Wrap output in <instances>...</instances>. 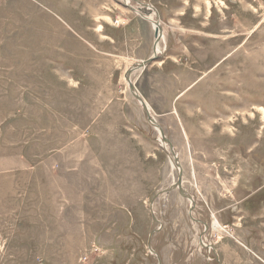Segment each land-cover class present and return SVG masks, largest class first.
Here are the masks:
<instances>
[{
  "label": "rangeland",
  "instance_id": "obj_1",
  "mask_svg": "<svg viewBox=\"0 0 264 264\" xmlns=\"http://www.w3.org/2000/svg\"><path fill=\"white\" fill-rule=\"evenodd\" d=\"M263 110L264 0H0V264H264Z\"/></svg>",
  "mask_w": 264,
  "mask_h": 264
},
{
  "label": "bare ground",
  "instance_id": "obj_2",
  "mask_svg": "<svg viewBox=\"0 0 264 264\" xmlns=\"http://www.w3.org/2000/svg\"><path fill=\"white\" fill-rule=\"evenodd\" d=\"M124 1H126V2H128L129 0H124ZM147 9V13L148 14H150V15H148L149 17H148V19L149 20H151L152 22H154V18H153V16L155 15L154 14V10L153 9H149L148 7H146ZM143 12V11H142ZM141 12V13H142ZM143 15V14H142ZM154 19V20H153ZM147 20V19H146ZM157 20H158V18H157ZM158 23H159V20H158ZM161 25V24H160ZM159 25V28H158V33H157V31H156V33L158 34L157 36H158V41H157V43L155 44V53L156 54H159L160 52H159V50H160V47H159V41L160 40H162L163 38H164V31H163V29H162V27ZM154 27V26H153ZM161 28V29H160ZM154 30H155V27H154ZM138 63H139V61H138ZM143 67V66H142ZM141 67V68H142ZM131 81V80H130ZM132 83V82H131ZM223 83V86H228L229 88H236V89H241V88H246L245 86H243L242 84L240 85V86H238L237 85V83H233V82H229V81H223L222 82ZM133 84V83H132ZM217 86H213V88L212 89H207L209 92H211L212 90H216V91H219L221 88H218V90H217V88H216ZM254 87H256L255 86V84H254V82H250L249 83V88L251 89V91H255V88ZM225 88H227V87H225ZM239 91V90H238ZM136 92H137V90H136ZM138 93V92H137ZM212 93H213V91H212ZM140 96V95H139ZM214 95H212V99H208V100H205L206 102H204L203 101V104H202V110L200 111V112H192V114H193V119H194V121H195V123H197L196 124V126H195V128H196V130L195 129H193L194 130V133H196L197 135H199V141L201 142V145H203V147L204 148H206V149H209L208 147H212V146H215V143H216V137H217V130H220V127L222 126V124H220V123H218V124H216V125H213L212 127H211V129H210V131H207V125H204V124H206V122L204 123V124H202V123H200L199 121L202 119V118H205V116L206 115H208V116H210L211 117V119H212V117L214 116V115H221V114H223L224 112L226 113L227 111H226V108L228 109V107H227V105H225L224 106V104H225V102L224 101H228V100H230V98L229 97H226V96H223V97H220L219 96V98L220 99H222V101L224 102V104L223 105H221V106H213L212 105V102L214 101V97H213ZM140 98L142 99V97L140 96ZM218 98V99H219ZM250 98V99H249ZM249 98H246L245 97V99H243V100H238V102H237V104H243V103H245V104H250V101H255L256 102V98L254 99V98H252V97H249ZM143 100V99H142ZM144 101V100H143ZM145 102V101H144ZM195 102L196 103H198V104H200V102H199V100L197 101V100H195ZM145 104H146V102H145ZM251 105V104H250ZM147 106V105H146ZM149 109V108H148ZM217 110V112L215 113L214 111H216ZM263 113H264V110H263ZM191 119V118H190ZM206 120L207 119H209V118H205ZM207 122H208V120H207ZM261 139V138H260ZM259 139V140H260ZM192 142V141H191ZM163 143V142H162ZM164 145H165V148L166 147H168V144L167 143H163ZM193 146V145H192ZM173 151V150H172ZM173 155H175V153H174V151H173ZM172 155V156H173ZM174 157V156H173ZM176 158H177V155H176ZM205 158H210V156L208 155V154H206V156L204 157V159ZM173 165H174V167L176 168V169H178V167H177V165L174 163V161H173ZM197 203V202H196ZM214 226L215 227H218V223H217V221L215 220V222H214Z\"/></svg>",
  "mask_w": 264,
  "mask_h": 264
},
{
  "label": "water",
  "instance_id": "obj_3",
  "mask_svg": "<svg viewBox=\"0 0 264 264\" xmlns=\"http://www.w3.org/2000/svg\"><path fill=\"white\" fill-rule=\"evenodd\" d=\"M154 23H155V30H154V32H155V34H154V36H155V41H154V55H153L152 57H150L148 60L141 61V62H139V63L134 64V65L131 67V69H129V70L127 71V73H126L125 76H126L127 83H128V85H129L130 91L132 92L133 96L139 101V103H140V105H141V107H142V109H143V111H144V113H145V116H146L147 120H148V121L154 126V128L156 129V131H157V133H158V135H159L160 141L163 142V143H167V144H168V148L170 149V151H172V150H173L172 145L170 144V142L168 141V139L165 137V135H164L162 129H161V128L159 127V125L156 123V121H155V119L153 118V116H151L148 107L146 106L145 102L140 98L139 94L136 92L135 87L133 86V84L131 83V81H130V79H129V74H130V71H131V70H133V69H135V68L142 67L143 65H146L147 63H149L150 61H152L154 58L157 57V54L155 53V44H156L157 41H158V36H157L158 34H157V33H158V28H159V23H158L157 18H155ZM160 29H161V28H160ZM156 31H157V33H156ZM163 143H162V144H163ZM173 151H174V150H173ZM173 151L171 152L172 155H173ZM173 156H174V157H173V161L175 162L176 165H178V159L176 158V154L173 155ZM177 167H178V166H177ZM177 171H178V175H177V179H176V181H175L173 184H171L170 187H168L167 189H165L164 192L169 191V190H171V189H178V191H179L182 195H184L185 197H187V198L190 200V202H191V207H190V208H192V206H193V202H194V201H193L192 198H190L189 196H186V193L184 192V190H183V188H182V182H181V181H182V176H181V170L179 169V167H178Z\"/></svg>",
  "mask_w": 264,
  "mask_h": 264
},
{
  "label": "crops",
  "instance_id": "obj_4",
  "mask_svg": "<svg viewBox=\"0 0 264 264\" xmlns=\"http://www.w3.org/2000/svg\"><path fill=\"white\" fill-rule=\"evenodd\" d=\"M229 249H225V250H222L224 253H225V255L228 257V254H229V252L230 251H228ZM221 252V251H220ZM230 255V254H229ZM229 259V260H228ZM228 259H227V261H226V264H230L231 263V260H230V258L228 257ZM237 261V260H236ZM241 263V262H240Z\"/></svg>",
  "mask_w": 264,
  "mask_h": 264
},
{
  "label": "flooded vegetation",
  "instance_id": "obj_5",
  "mask_svg": "<svg viewBox=\"0 0 264 264\" xmlns=\"http://www.w3.org/2000/svg\"><path fill=\"white\" fill-rule=\"evenodd\" d=\"M251 196V195H250Z\"/></svg>",
  "mask_w": 264,
  "mask_h": 264
}]
</instances>
